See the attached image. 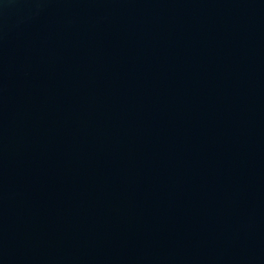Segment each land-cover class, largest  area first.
Masks as SVG:
<instances>
[{"label": "water", "instance_id": "obj_1", "mask_svg": "<svg viewBox=\"0 0 264 264\" xmlns=\"http://www.w3.org/2000/svg\"><path fill=\"white\" fill-rule=\"evenodd\" d=\"M0 264H264V0H0Z\"/></svg>", "mask_w": 264, "mask_h": 264}]
</instances>
